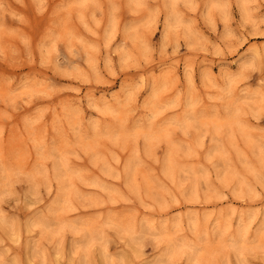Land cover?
I'll return each mask as SVG.
<instances>
[{
	"label": "clouds",
	"instance_id": "obj_1",
	"mask_svg": "<svg viewBox=\"0 0 264 264\" xmlns=\"http://www.w3.org/2000/svg\"><path fill=\"white\" fill-rule=\"evenodd\" d=\"M0 264H264V0H0Z\"/></svg>",
	"mask_w": 264,
	"mask_h": 264
},
{
	"label": "rangeland",
	"instance_id": "obj_2",
	"mask_svg": "<svg viewBox=\"0 0 264 264\" xmlns=\"http://www.w3.org/2000/svg\"><path fill=\"white\" fill-rule=\"evenodd\" d=\"M233 14L236 16L237 19H239V15L235 9L233 8ZM158 36V33H157ZM184 207V206H182ZM213 205H200V204H191L186 206L185 211L181 212L180 215L183 217L182 219V224L185 229H187L189 223H194L197 228L201 227L204 223L203 216H202V210L207 208L211 210ZM189 217L191 219H189ZM216 220V217H212V219L208 222V228H212L214 221ZM181 237H187L189 239L192 238L190 233L187 232H181L176 239L179 240ZM71 237L67 236L65 238V251L67 252L70 249V241ZM25 246H27V250L32 254L31 258H35L36 252L35 249L30 245V242L27 241L23 236L21 239V248H20V254L21 258L24 259V253H25ZM109 253L112 256V259L115 261H120L124 258L125 255V250H124V245H120L117 247L115 244H110L109 245ZM147 253L149 254V259H151V254H152V249L149 248L147 249ZM163 258V257H162ZM45 259H47V256H45Z\"/></svg>",
	"mask_w": 264,
	"mask_h": 264
}]
</instances>
